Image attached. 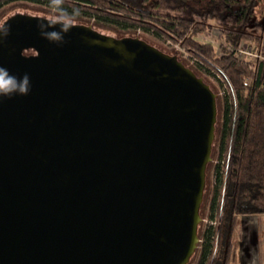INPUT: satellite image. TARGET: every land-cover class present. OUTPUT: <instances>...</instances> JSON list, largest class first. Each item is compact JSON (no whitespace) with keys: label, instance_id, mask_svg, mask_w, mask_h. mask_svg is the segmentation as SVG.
I'll use <instances>...</instances> for the list:
<instances>
[{"label":"water","instance_id":"water-1","mask_svg":"<svg viewBox=\"0 0 264 264\" xmlns=\"http://www.w3.org/2000/svg\"><path fill=\"white\" fill-rule=\"evenodd\" d=\"M37 18L2 21L31 91L0 98V264H188L216 94L139 37L73 22L60 46Z\"/></svg>","mask_w":264,"mask_h":264},{"label":"trees","instance_id":"trees-1","mask_svg":"<svg viewBox=\"0 0 264 264\" xmlns=\"http://www.w3.org/2000/svg\"><path fill=\"white\" fill-rule=\"evenodd\" d=\"M11 2L70 16L75 10L73 21L120 30V36L150 34L179 46L220 84L207 207L216 224L203 228L194 264H229L237 218L264 214V60H240L226 46L253 42L264 56V0H63L59 10L51 0H0V9ZM212 23L223 38L219 47L197 40Z\"/></svg>","mask_w":264,"mask_h":264},{"label":"rangeland","instance_id":"rangeland-1","mask_svg":"<svg viewBox=\"0 0 264 264\" xmlns=\"http://www.w3.org/2000/svg\"><path fill=\"white\" fill-rule=\"evenodd\" d=\"M15 12H26V13H31V14H36V15H42L45 17H53L58 15L57 13H55L53 10H50L44 6H40V5H32V4H26L23 2H11L9 4H5L1 7L0 9V23H2V21L4 19H6L9 15L15 13ZM73 22H77V21H73ZM213 28L209 33H199L197 35V40L205 42V43H209L212 44L215 47H219L221 44H223V38L220 34L219 31V26L215 23H212ZM94 27L99 30L102 33H106L109 35H113V36H120L122 34V31L120 30H113V29H108L105 28L103 26H95ZM127 35V34H126ZM134 36L139 37L141 39H143L144 41H146L147 43L151 44L152 46L160 49L161 51L170 54V55H176L177 58L187 67H189L190 69L194 70L195 73L201 77L204 82H206L210 88L213 90V92L216 94V98H217V111L219 112L220 109V102H221V98L223 95V88H221L220 84L210 75L206 74L202 69H200V67H198V65L195 64L194 60L192 58H190L188 56V54L186 52H184L179 46L177 45H173L170 44L169 42H164L162 40H159L155 37H153L150 34L147 33H143V32H138L137 34H134ZM241 43H246V42H241ZM238 44L237 46H241ZM250 43V45L253 47L254 52H257L259 50H261L259 47H257V45L253 42H248ZM236 46V47H237ZM227 50H232L234 47L232 45H228L226 46ZM244 61H248V62H256L258 60H256L254 57H250L247 60ZM218 113H217V121H218ZM216 129V128H215ZM218 146V141H217V133L215 130V136H214V140H213V144H212V151H211V161L208 163L207 168H206V176H205V189H204V194H203V200L200 206V222L198 224V238L201 235V232L203 230L204 227L208 226V224H211V220H209L208 218V201L210 198V191L212 188V171H211V166L214 162V154L216 151V148ZM245 216V215H243ZM243 216H239V220H238V226L240 225V227H244V217ZM256 223H260L261 220L260 218L258 220H256ZM213 224H215V221H212ZM238 231H239V227ZM261 227V224H260ZM237 235H236V231L233 234V240L234 241V245L232 246V252H233V257L230 259L229 264H244L245 259H246V253L247 250H245L244 245L246 246V243H243L242 240L240 241L239 239H237ZM200 242L197 243V248L194 252V254L192 255L190 261L188 264H194L196 259H197V255H198V245ZM220 254V253H219ZM221 255V254H220Z\"/></svg>","mask_w":264,"mask_h":264},{"label":"clouds","instance_id":"clouds-1","mask_svg":"<svg viewBox=\"0 0 264 264\" xmlns=\"http://www.w3.org/2000/svg\"><path fill=\"white\" fill-rule=\"evenodd\" d=\"M52 5L56 9H60V5L63 0H51ZM78 15V12L74 10L73 15L60 11L58 15L49 18H37V27L40 31V35L50 42H54L60 46L65 44V35L71 30L73 25V18ZM59 26L58 30L56 29ZM11 25L0 23V43L10 34ZM31 91L30 76L25 73L22 77L10 74L8 69L0 66V98H11L13 95H27Z\"/></svg>","mask_w":264,"mask_h":264},{"label":"crops","instance_id":"crops-1","mask_svg":"<svg viewBox=\"0 0 264 264\" xmlns=\"http://www.w3.org/2000/svg\"><path fill=\"white\" fill-rule=\"evenodd\" d=\"M244 227H240L236 233L237 239L242 240L246 253V259L244 264H264V214L261 215H245ZM260 218L261 222L256 223ZM239 217L237 218V221ZM261 224V227H260ZM236 239V240H237ZM232 239V246L234 245ZM233 252L231 253V258Z\"/></svg>","mask_w":264,"mask_h":264},{"label":"built area","instance_id":"built-area-1","mask_svg":"<svg viewBox=\"0 0 264 264\" xmlns=\"http://www.w3.org/2000/svg\"><path fill=\"white\" fill-rule=\"evenodd\" d=\"M240 45V44H239ZM253 47L250 45V43H241V46L234 47L230 52L239 58L240 60H247L250 57H254L256 60H264V56L261 54V50L254 52ZM212 225H215L212 223Z\"/></svg>","mask_w":264,"mask_h":264}]
</instances>
